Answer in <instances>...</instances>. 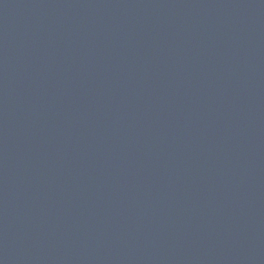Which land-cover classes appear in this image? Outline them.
<instances>
[{"label":"water","instance_id":"water-1","mask_svg":"<svg viewBox=\"0 0 264 264\" xmlns=\"http://www.w3.org/2000/svg\"><path fill=\"white\" fill-rule=\"evenodd\" d=\"M0 264H264V0H0Z\"/></svg>","mask_w":264,"mask_h":264}]
</instances>
